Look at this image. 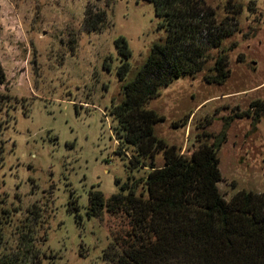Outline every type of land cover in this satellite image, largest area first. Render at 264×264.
<instances>
[{"label": "rangeland", "instance_id": "rangeland-1", "mask_svg": "<svg viewBox=\"0 0 264 264\" xmlns=\"http://www.w3.org/2000/svg\"><path fill=\"white\" fill-rule=\"evenodd\" d=\"M204 1L217 22L231 15L225 0ZM233 2L241 11L221 44L224 83L202 79L216 54L210 50L203 70L175 78L146 104L164 117L153 125L155 136L186 157L212 141L224 118L264 100V0ZM87 5L104 13L100 31L84 29ZM158 21L141 0H0V255H17L21 264H31L32 255L39 264H112L104 253L124 237L126 220L106 210L89 217L85 208L91 190L105 201L123 184L146 195L134 183L149 168H129L130 147L116 153L109 109L120 100L121 83L164 37ZM118 36L130 51L122 80ZM225 135L217 151L219 194L228 200L240 190L264 193V116L254 124L233 118ZM162 164L158 153L153 166Z\"/></svg>", "mask_w": 264, "mask_h": 264}, {"label": "trees", "instance_id": "trees-1", "mask_svg": "<svg viewBox=\"0 0 264 264\" xmlns=\"http://www.w3.org/2000/svg\"><path fill=\"white\" fill-rule=\"evenodd\" d=\"M141 1L152 4L159 19L157 27L165 34L150 47L133 78L121 83L120 100L111 104L109 114L116 122V153L130 147L134 155L128 158L129 168H149L146 176L134 183H142L146 195L142 191L136 194L134 187L126 184L106 201L100 191H89L87 216L106 210L123 215L127 224L124 237L110 243L104 256L110 254L112 264H264V193L240 190L225 200L216 184L220 180L217 151L225 141L229 121L248 116L256 123L264 116V100H253L246 110L224 118L212 141L202 142L188 157L155 136L153 125L164 117L146 108L160 87L203 70L210 50L216 54L202 79L208 84L224 83L229 70L221 44L236 29L234 17L241 5L225 0L224 10L231 15L217 22L214 9L204 0ZM104 18L102 11L87 5L83 27L100 31ZM114 44L121 57L116 75L122 80L129 69L130 51L122 36ZM4 82L0 65V84ZM158 153L163 164L154 167ZM143 159L149 160L148 164ZM32 257L31 264H39L36 256ZM20 259L0 255V264H21Z\"/></svg>", "mask_w": 264, "mask_h": 264}]
</instances>
